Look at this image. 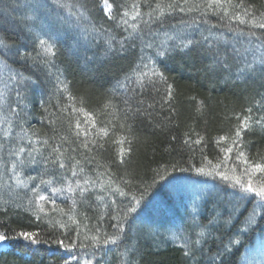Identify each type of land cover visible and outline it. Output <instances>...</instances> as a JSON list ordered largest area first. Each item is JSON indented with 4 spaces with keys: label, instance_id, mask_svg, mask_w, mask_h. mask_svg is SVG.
I'll return each instance as SVG.
<instances>
[{
    "label": "trees",
    "instance_id": "1",
    "mask_svg": "<svg viewBox=\"0 0 264 264\" xmlns=\"http://www.w3.org/2000/svg\"><path fill=\"white\" fill-rule=\"evenodd\" d=\"M103 2L0 0V232L10 237L0 264H264L259 197L218 174L248 167L233 139L238 116H264V29L206 8L208 0H108L114 19ZM243 4L257 20L264 13V0ZM180 40L199 41L200 51L157 55ZM153 70L164 73L171 100L158 76L155 88L138 82ZM238 149L264 164V127L246 129ZM69 186L65 198L36 206L39 192ZM117 226V243L103 244Z\"/></svg>",
    "mask_w": 264,
    "mask_h": 264
},
{
    "label": "snow or ice",
    "instance_id": "2",
    "mask_svg": "<svg viewBox=\"0 0 264 264\" xmlns=\"http://www.w3.org/2000/svg\"><path fill=\"white\" fill-rule=\"evenodd\" d=\"M106 7L104 8L105 13H107L109 15V19H114L115 17L111 14V9L113 7L112 4L108 3V0H104ZM189 3V0H183V5H187ZM168 9H170L171 11H176L177 8L179 9L180 12H185V11H192L193 8L192 7H188L186 8L185 6H182L179 3H171L168 4L166 6ZM195 7V6H194ZM206 8H220L224 11L225 14L229 15V19L230 20H239L241 23H246V22H250L252 24H255L257 27L264 29V13H261V17L259 20H257L256 16L254 13H249L248 8L246 6H244L243 4V0H240V2L237 4L234 2V0H208V3L206 4ZM132 9H133V17H138L141 15V13L138 10V5H136L135 3L132 5ZM235 9H240L242 11L243 14H241V11H235ZM230 10H232L230 12ZM159 12V13H163L165 11V8L162 7L159 3L156 6V9H153V12ZM230 13V14H229ZM125 16L127 15V13L124 14ZM251 15V19L250 21H245L244 17H247ZM150 19H151V14H150ZM121 21L125 24L128 23V21L126 19H124L123 17H121ZM136 25L133 24L132 28L135 30L136 29ZM254 35V33H252ZM169 39H173V37H169ZM205 41H207V37L204 38ZM4 42L2 40H0V44H3ZM39 43L45 47V50L47 52H52L53 50V45H50L48 43V41L41 39L39 41ZM200 42L199 41H195V40H180L178 43H175L174 45H172L170 48H165V50L163 51H158L157 55L159 56H165L167 52L175 49V48H180V49H188L189 51L192 50H196V51H200V49L196 48V45H198ZM7 46V45H6ZM189 46H192V48H190ZM111 47V45L109 46ZM202 55L204 54H208L211 55V52H201ZM27 55V54H26ZM217 56H219V53L216 54ZM261 65H264V57H261L259 60ZM225 67H227V65H225ZM245 70L247 73L255 75L257 69H255L253 67V64H245ZM244 70H242L243 72ZM262 73H264V69L260 70ZM159 77V80L161 82H163L165 84V97L164 99H168L171 100L172 98V91H171V85L167 84V79L164 76L163 72H157L155 70L151 71V75H149L148 73H140L138 76V82L139 81H143L145 77H147L148 79V83L151 84V86L153 88H155L156 86V80L153 79L154 77ZM21 79H23V77H21ZM141 88L146 87L147 85H145L144 83L140 84ZM18 95H20L18 93ZM140 104H144L145 101L141 100L139 102ZM149 107H151V105H149ZM249 113H251V109L248 110ZM239 119V124L236 127L235 133H234V139H233V144L237 146V159L238 160H242L243 163L245 165H248V167L245 168L244 173L242 174V176H237V175H232L229 176L225 173H218L219 175H221L223 177V179L225 180H232L234 181V187L238 186L240 191L244 194H254L255 197H259L260 203L257 205V207L264 209V178L257 180L255 183L253 182V177L256 176L257 173L260 174H264V164L261 163H250L248 158L246 157L245 153L243 151H239L238 149V145L241 141V135L242 133L246 130V129H251L253 124H257V125H261V127H264V116H262L259 120H255L253 121L251 115H245L242 118L238 116ZM89 120L94 124L95 122L93 120H91V116H89ZM77 129H79L80 124L79 122H77L76 124ZM104 134L107 135V131L103 130ZM87 135V133H85ZM202 139V138H201ZM221 139H224V137H221ZM195 143L199 144L200 140H196ZM85 147H87V144L84 145ZM20 151H24L23 148L20 149ZM53 151H58V149H53ZM125 149L120 148L119 150V155L121 158V162H123V157L126 154ZM228 152L233 151L232 148H228L227 149ZM18 155V153H17ZM31 162H35L34 160ZM20 163H23V161H20ZM79 163V162H77ZM16 165L14 164L13 167H15ZM60 167H64L63 162L60 163ZM199 171H204L203 169H199ZM17 180V184H23L24 181L20 180L19 177H16ZM41 183H50V181H44L41 180ZM85 183H88L87 181H85ZM53 192L58 191L57 189L53 188L52 189ZM68 191H73V189L69 186ZM81 193H83L84 191H86L85 188H80ZM121 195H123V193H121ZM39 200H44L45 197L43 196H38ZM248 199L247 195H239V200L240 201H244ZM54 203V201H53ZM42 210V209H41ZM135 209L133 208L132 211H134ZM235 211V209H233V212ZM127 215V213H126ZM256 212L255 209L253 210L252 216L249 218L250 223H254L255 222V217ZM232 219V215H229V221ZM75 222V221H73ZM211 223V221L209 222ZM61 227H66V225H60ZM118 232L116 235H111V236H107L103 239V244L107 245V244H116L117 241L120 238V233H119V226H117ZM201 236L203 235V233L200 234ZM18 237H22L24 240L26 241H30L31 243L35 244V243H47L48 241H40L36 238L37 234L35 232H30V231H20L17 234ZM10 239V237H8L5 233L0 232V241H4ZM92 241L95 243H99L100 242V237L98 236H93ZM57 244H61L63 245L65 248H72L75 247L74 244L69 243V244H64L63 241L61 240H57L55 241ZM200 241L197 240L196 243H199ZM236 243H238V241H236ZM83 246V245H81ZM225 251H227V247H225ZM186 254H191V250H189V253ZM67 264V262H66ZM89 264H91V262H89Z\"/></svg>",
    "mask_w": 264,
    "mask_h": 264
},
{
    "label": "rangeland",
    "instance_id": "3",
    "mask_svg": "<svg viewBox=\"0 0 264 264\" xmlns=\"http://www.w3.org/2000/svg\"><path fill=\"white\" fill-rule=\"evenodd\" d=\"M102 7L103 8L106 7L105 2L102 3ZM4 74H5L4 70L0 67V78ZM1 86H3L2 83H1ZM68 188L69 187H64L63 189L55 191V192H53L52 189H49L50 190V194H47L46 192H39L38 196H43V197H45V199L44 200H39L38 197H37L36 206L38 208H41L44 205V203L50 202L53 197H54L53 199L65 198L67 193H71L72 192V191L71 192L68 191ZM7 247H8V243L6 241H0V250H5V248H7ZM263 255H264V252H263ZM243 264H246L245 260L243 261Z\"/></svg>",
    "mask_w": 264,
    "mask_h": 264
}]
</instances>
